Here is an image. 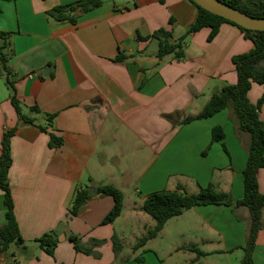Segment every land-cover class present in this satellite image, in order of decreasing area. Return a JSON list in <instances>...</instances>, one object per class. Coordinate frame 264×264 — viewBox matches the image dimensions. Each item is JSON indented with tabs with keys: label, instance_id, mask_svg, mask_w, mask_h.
<instances>
[{
	"label": "crops",
	"instance_id": "crops-1",
	"mask_svg": "<svg viewBox=\"0 0 264 264\" xmlns=\"http://www.w3.org/2000/svg\"><path fill=\"white\" fill-rule=\"evenodd\" d=\"M83 0H0V32L11 33V80L23 113L36 124L22 123L11 102L5 77H0V154L7 130L16 128L11 142L10 189L20 233L25 241L9 255L18 264H242L250 225L245 207H195L170 219L160 235L133 251L156 221L142 211L155 192L189 194L213 185L237 202L244 197V170L250 135L242 132L229 110L181 125L201 113L214 93L236 85L232 59L254 48L237 27L223 24L212 42L205 28L184 44L185 58L157 57L156 40L140 41L165 29L175 39L186 34L197 10L187 0H104L78 18L76 25L56 23L47 12ZM173 19V22L170 20ZM123 57L124 60H119ZM44 72L46 76H44ZM34 75L33 78H29ZM264 85L254 84L248 97L254 104ZM37 107L54 115L49 126ZM264 121V104L260 113ZM222 128L224 140L212 132ZM63 139L51 148L50 134ZM264 194V169L258 173ZM111 185L124 194L122 215L102 222L114 206L112 197H95L78 213H70L77 189ZM264 215V214H263ZM6 222L0 189V227ZM57 231L55 257L35 240ZM95 248L100 258L77 253L69 235ZM132 240L130 254L116 258L113 238ZM62 238V240L60 239ZM130 238V239H129ZM207 255L197 260L188 250ZM143 257L144 262L134 259ZM264 264V217L253 255ZM0 264L9 260L0 253Z\"/></svg>",
	"mask_w": 264,
	"mask_h": 264
},
{
	"label": "trees",
	"instance_id": "trees-1",
	"mask_svg": "<svg viewBox=\"0 0 264 264\" xmlns=\"http://www.w3.org/2000/svg\"><path fill=\"white\" fill-rule=\"evenodd\" d=\"M16 1V0H8ZM197 10L195 21L190 25L186 34L175 39L172 32L160 29L155 31L151 36L142 38L138 36L140 41L156 40L159 43V51L157 57H163L173 54L177 62L183 61L185 58L184 44L186 39L205 28H209L211 33L208 41L212 42L218 35L223 24H230L240 29L245 37L254 44L253 50L249 53L235 56L232 61L238 75V83L236 85L225 86L220 92L214 93L201 113L194 117H188L181 125H186L195 120H203L214 116L215 114L229 110L232 119L237 123L238 128L250 135L251 143L248 150V161L244 170V197L234 202L228 193L218 191L213 185L201 187L196 194H189L186 189L179 185L174 191H160L149 195L142 207V211L151 216L156 221V226L148 229L145 236L137 241L133 247V251L144 248L151 240L157 238L166 223L174 218L183 215L185 212L200 206H226L240 208L245 207L250 212V225L246 238V243L241 249L244 251L242 264H255L253 255L256 248V242L260 231L263 228L264 217V194L259 191L258 173L264 169V121L260 117L262 106L264 104V94L256 104L252 103L248 97V93L254 84L264 85V31L254 32L237 25L234 22L217 16L202 7L198 6L192 0H187ZM229 7L237 9L248 16L264 19V0H218ZM104 0H83L76 3L61 5L48 11V16L56 23H71L76 25L78 18L86 13L98 9L103 5ZM173 22V19L170 20ZM12 34L0 32V77H5L6 84L11 92V102L16 110L18 119L22 123L37 126L42 132L48 133V129L44 126L36 124L31 115L23 113V108L17 98L14 82L11 80V71L8 68V62L13 54ZM119 60H124L119 57ZM31 114H42L46 123L53 126L55 120L54 115L43 114L39 108L32 107L29 109ZM16 128L9 129L5 132L2 141V150L0 154V189L4 192V205L6 209V222L0 227V253L4 254L9 260V264H18L11 260L9 255L10 248L15 245L25 244L21 236L20 228L17 222L12 192L9 182V171L12 167L11 142L15 135ZM50 134V147L60 148L64 142L62 138ZM212 140L214 142H222L224 140V132L222 128L216 127L212 132ZM112 197L114 206L109 214L105 217L102 224L114 223L123 213L124 194L111 185L105 186H87L77 189L74 194L72 208L70 213L73 216L78 215L80 210L95 197ZM69 240L74 244L77 253L100 258V254L95 252V248L101 247L104 242L92 240L91 245H86L81 238L75 234H70ZM36 243L50 256L55 257V250L59 244V234L57 231L49 232L41 238L35 240ZM114 253L119 258L122 250V244L117 236L113 238ZM188 250L197 254V260L207 254L197 247L193 246ZM135 262H144L143 257H137ZM123 262H120L122 264ZM192 262V264H194Z\"/></svg>",
	"mask_w": 264,
	"mask_h": 264
},
{
	"label": "water",
	"instance_id": "water-1",
	"mask_svg": "<svg viewBox=\"0 0 264 264\" xmlns=\"http://www.w3.org/2000/svg\"><path fill=\"white\" fill-rule=\"evenodd\" d=\"M198 6L203 9L220 16L226 20L236 23L237 25L243 27L244 29L263 32L264 31V19H257L246 15L245 13L229 7L228 5L218 1V0H192ZM44 76L46 73L44 72ZM62 240V238H60Z\"/></svg>",
	"mask_w": 264,
	"mask_h": 264
},
{
	"label": "rangeland",
	"instance_id": "rangeland-1",
	"mask_svg": "<svg viewBox=\"0 0 264 264\" xmlns=\"http://www.w3.org/2000/svg\"><path fill=\"white\" fill-rule=\"evenodd\" d=\"M130 239V238H129ZM131 239L130 240H127V242L123 243L121 242L122 244V250L120 252V255H121V258L124 257L126 254H130V252H132V250L129 248V244L131 243Z\"/></svg>",
	"mask_w": 264,
	"mask_h": 264
},
{
	"label": "built area",
	"instance_id": "built-area-1",
	"mask_svg": "<svg viewBox=\"0 0 264 264\" xmlns=\"http://www.w3.org/2000/svg\"><path fill=\"white\" fill-rule=\"evenodd\" d=\"M33 77H34V75H30V76H29V78H33Z\"/></svg>",
	"mask_w": 264,
	"mask_h": 264
}]
</instances>
